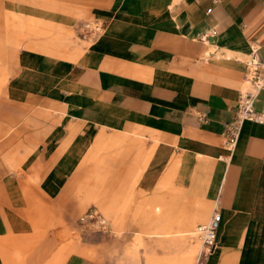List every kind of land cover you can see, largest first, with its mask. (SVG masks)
I'll list each match as a JSON object with an SVG mask.
<instances>
[{
	"label": "crops",
	"instance_id": "1",
	"mask_svg": "<svg viewBox=\"0 0 264 264\" xmlns=\"http://www.w3.org/2000/svg\"><path fill=\"white\" fill-rule=\"evenodd\" d=\"M34 1L4 2L54 30L27 45L57 47V32L73 30L80 42L62 56L21 51L1 94L12 129L0 145V264H103V233L75 218L100 189L98 150L103 211L117 220L129 200L125 222L159 230L148 237L161 254L147 249V264H183L192 249L179 237L194 233L179 228L214 209L203 264H264V124L245 121L232 153L222 145L250 91L252 47L264 62V0ZM88 20L103 24L92 39ZM254 110L264 115V89ZM156 205L169 223L179 208L175 226H149Z\"/></svg>",
	"mask_w": 264,
	"mask_h": 264
},
{
	"label": "rangeland",
	"instance_id": "2",
	"mask_svg": "<svg viewBox=\"0 0 264 264\" xmlns=\"http://www.w3.org/2000/svg\"><path fill=\"white\" fill-rule=\"evenodd\" d=\"M5 0H0V103L1 94L4 92V87L9 78L14 74L18 65L19 54L23 50H36L41 53L55 54L56 56L66 55L67 52L73 50L77 45L76 42H80L77 33L73 31L64 32V34L58 38L62 39L58 43L57 47H44V46H30L27 44H33L37 40H48L54 34V30L51 27H45L43 23L37 20L35 17L20 14V13H8L5 6ZM36 1L28 0V4L35 6ZM90 21V20H88ZM83 26V24H82ZM83 32V28L81 27ZM81 44V43H80ZM88 42H82V46H87ZM252 87L246 85L244 91L251 90ZM243 91V92H244ZM11 127L9 121L0 113V145L3 144L2 140L6 134L11 133ZM14 133V132H13ZM97 165L93 172V181L100 189L103 188V160L100 159V150L96 154ZM96 187V186H95ZM98 189L93 192L92 204L93 206L87 210L80 209L75 218L81 217L85 212L95 209L99 212L109 223V232L103 233V264H147L148 255L146 250H157V255L161 252L157 248V243L154 241L161 240L159 238H150L148 234L159 230H150L147 228V223H129L125 222L127 216H132L131 205L129 200H125L121 207V210L117 212V220L110 214L103 211V207L99 205V201L103 195V191ZM198 205V204H197ZM154 208L152 218L155 222L148 223L149 226H162L165 224H171L175 226L174 219L179 214V208L172 207L170 212L171 223L165 222L169 216L165 215L162 206ZM160 208V211H157ZM198 210H202V206H195ZM177 210V211H176ZM176 211V212H175ZM169 214V212H168ZM209 218V213L204 220L197 221L191 225L180 227L181 231L194 233L193 236H183L179 239L185 241L186 247H190L191 253L185 259L183 264H195L196 256L200 250V240L196 234L197 227L206 223ZM79 223V222H78ZM80 224V223H79ZM81 225V224H80ZM84 226V225H83ZM84 228L88 229L86 226ZM177 229V228H176ZM91 231V230H90ZM94 232V231H91ZM65 237V234H63ZM94 262V261H93Z\"/></svg>",
	"mask_w": 264,
	"mask_h": 264
},
{
	"label": "built area",
	"instance_id": "3",
	"mask_svg": "<svg viewBox=\"0 0 264 264\" xmlns=\"http://www.w3.org/2000/svg\"><path fill=\"white\" fill-rule=\"evenodd\" d=\"M82 28L84 34L92 39L101 34L103 24L99 21H88L83 23ZM205 38L206 35H203L200 40ZM245 69V79L250 83L252 89L240 96L234 117L223 125L222 145L228 153L233 152L245 121L264 124V115H260L254 110L257 94L264 89V62L259 59L256 46L252 47ZM198 120L207 122L206 114H199ZM78 222L94 232L107 233L110 231L107 220L95 209L85 212L78 218ZM220 224L221 215L214 209L208 221L197 227L196 234L200 240V250L196 256L195 264H203L214 252Z\"/></svg>",
	"mask_w": 264,
	"mask_h": 264
}]
</instances>
